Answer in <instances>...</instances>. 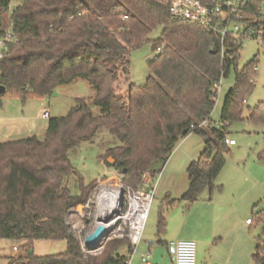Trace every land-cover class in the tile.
<instances>
[{"label": "trees", "instance_id": "trees-1", "mask_svg": "<svg viewBox=\"0 0 264 264\" xmlns=\"http://www.w3.org/2000/svg\"><path fill=\"white\" fill-rule=\"evenodd\" d=\"M11 1L0 0V21ZM259 8L260 3L252 1L244 10L245 22L264 31ZM11 21L16 41L0 61V86L6 94L23 102L42 99L58 86L82 79L93 89L92 102L100 113L94 115L78 99L65 116L48 115L44 139L0 142V240L24 243L27 253L9 264L125 263L126 257L117 254L121 246L131 250L125 239H114L101 256L91 257L66 225L70 212L85 205L97 186L96 181L88 187L81 183V194H71L64 185L65 177L75 173L68 152L91 141L101 128L121 143L105 152V164L135 190L145 188L143 175L153 178V163H165L181 139L191 133L201 137V159L188 166V187L178 200L191 205L215 187L229 152L225 144L229 124L264 126L263 103L247 108L243 117V103L257 72L254 60L237 69L242 40L222 41L216 32L173 20L167 0H21ZM156 28L162 30L160 37L149 40ZM147 42L154 53L152 75L142 86L129 85L126 100L116 96L119 81L129 73L130 51ZM231 70L236 72L235 83L215 127L210 116L217 87ZM203 122L205 128L200 127ZM175 203L169 200L166 208ZM163 215L161 211L157 224L160 244L166 232ZM256 220L261 222L263 215ZM39 240H62L66 251L35 256L31 245ZM263 259L264 245L257 244L252 261L260 264Z\"/></svg>", "mask_w": 264, "mask_h": 264}, {"label": "rangeland", "instance_id": "rangeland-1", "mask_svg": "<svg viewBox=\"0 0 264 264\" xmlns=\"http://www.w3.org/2000/svg\"><path fill=\"white\" fill-rule=\"evenodd\" d=\"M20 4L21 0H12L8 8L9 14ZM161 32V28H156L149 36V40L158 39ZM242 42L238 71L252 60L257 70L254 88L243 103V117L246 118L247 108H253L260 103L264 104V46L250 38ZM153 58L154 53L149 42L131 50L128 57V76L119 81L115 95L126 100L129 85L142 86L152 75L147 61ZM235 77L236 72L231 70L226 78L221 79L217 87L216 103L210 116L211 123L215 127L220 125L224 98L228 90L234 86ZM93 97V89L82 79L60 85L50 96L42 99L31 97L23 102L9 94L2 95L0 97V142L30 137L44 139L48 118H44L43 114L48 113L50 117H63L75 106L78 99H83L93 114L98 115L100 110L94 107ZM226 133L228 139L234 140L235 146L228 147L229 152L224 154V166L214 181L213 191L205 190L191 205L178 200L188 187L187 167L201 159L204 149L203 139L191 133L177 143L165 163L162 161L153 163L151 168L155 171V175L148 184H145L144 189H154V198L140 242L131 250L127 246H121L117 250L118 255L129 258L134 252L132 264H145L140 261L142 257L149 264H171L165 242L186 240L185 237L192 234L201 238L211 235V246L225 245L228 248L235 241H238L236 243L243 248L247 244H254L253 248L256 244L264 245V126L256 127L248 122H235L229 124ZM120 145L121 143L111 136L107 129L101 128L91 141L82 142L68 152V158L75 173L65 177L64 185L73 196L81 194V183L83 187H88L95 181L98 186L108 180V184L112 181L118 185L123 184L120 173L106 165L103 160L108 149ZM107 162H111V159ZM104 178L107 179L104 180ZM165 198L174 200L176 203L170 208H165L162 204ZM88 200L85 205L77 206L72 210L66 218V223L70 226L66 224L67 227L73 231L79 243L84 238V231L90 228L87 218L94 209ZM161 211L164 214L166 232L160 244L157 238V224ZM260 213L263 215L261 222L256 220ZM246 219H253L254 226L249 231L238 226L240 222L245 224ZM172 232L178 233L179 237L169 238L168 235ZM113 240L112 238L105 240L94 251L95 253L89 256H101L106 246ZM202 240L194 241L196 261L198 254L200 258L206 255L215 256L213 255V252H216L215 249L206 253L207 245L204 239ZM151 241L153 245L148 246ZM23 244L0 240V264H9L13 260L26 256L27 253L22 249ZM14 247L16 251L13 250ZM31 251L39 257L56 256L65 253L66 244L62 240H39L32 243ZM241 264H254L252 255H244Z\"/></svg>", "mask_w": 264, "mask_h": 264}, {"label": "built area", "instance_id": "built-area-1", "mask_svg": "<svg viewBox=\"0 0 264 264\" xmlns=\"http://www.w3.org/2000/svg\"><path fill=\"white\" fill-rule=\"evenodd\" d=\"M210 1L211 2H205L204 0H167V6L173 20L194 23L207 30L216 32L220 34L222 41L228 37L236 40L241 39L242 41L250 38L264 46V31L262 29H251L249 24L245 22L244 17V10L246 7L252 1H257L260 3L258 14L264 18V0ZM13 10L10 14L8 11L4 13L5 15H2V20L0 21V61L8 52L9 46L16 41V35L13 32L11 21ZM160 51L161 49L157 50L158 53ZM254 70L257 72L256 67ZM245 102L246 101H244V103ZM43 117L47 118L48 113L43 114ZM206 126L207 122H203L200 125L202 128ZM225 144L231 147L235 145V142L227 138ZM147 176V174L143 175L142 180L144 184L148 183ZM106 179L107 178H104V180ZM107 182L99 184L97 188L92 191V196L90 195L88 201L92 203L94 209L88 215L87 220L90 223V228L84 231V238L90 236L97 226L102 225L106 230V236L103 242L111 238L117 240L125 239L131 247H136L140 242L141 233L154 198V189L135 190L124 184L118 185L114 182V188L110 189L119 192V197L116 211L110 214L106 209L107 206L101 205L99 201L103 194L105 195L103 198L109 199L110 194L102 192L103 187L101 186ZM104 186L107 187L106 185ZM100 211H104L106 214V217L102 221L108 218L110 219L106 224L97 225ZM245 223L247 225L252 224L251 219H247ZM84 238L80 241L83 253L88 255L95 253L94 251L90 252L85 250ZM13 250L16 251V248L14 247ZM167 253L171 264H196V246L192 241H171L167 244ZM133 254L134 252H132L129 258H126L124 264H132ZM141 262L149 264L144 257L141 258Z\"/></svg>", "mask_w": 264, "mask_h": 264}, {"label": "crops", "instance_id": "crops-1", "mask_svg": "<svg viewBox=\"0 0 264 264\" xmlns=\"http://www.w3.org/2000/svg\"><path fill=\"white\" fill-rule=\"evenodd\" d=\"M234 146H231V147H234ZM147 175H148L147 177H148V183H149L151 177L149 174H147ZM168 201H169L168 198H165V200L162 201L163 207L166 208ZM246 220H245V222H246ZM238 226L242 229L244 228V229H247L249 231L253 228L254 224L252 223L250 225H247L246 223L242 224V222H240V224ZM219 231L223 232L222 229H219ZM219 234H221V233H219ZM178 235H179L178 233L172 232L168 236H169V238H178L179 237ZM199 235H201V234H199ZM211 238H212L211 235H209V237L207 236V238H201V237H198L197 235H194V234L185 237L186 240H184V241H192V242H194V241L200 242V240L204 239V241L207 245L206 253H210L214 249L216 250V252H213V255H215L213 257H211V255H208V256L206 255L204 258H202V257L200 258V255L198 254V258L196 261L198 264H241V259L244 257V255H248V256L253 255V251L257 245L256 244L255 247L253 248L254 244H251V245L247 244V246H245L243 248L242 245H238L236 243L238 241H235V243H233L228 248L225 245L221 246V247H219L218 245L217 246H211L210 245ZM171 241H173V240H171ZM171 241L165 242L166 250H167V244ZM202 242H203V240H202ZM221 243H223V242H221ZM152 245H153V242L151 241V243L148 244V246H152ZM169 261H170V259H169Z\"/></svg>", "mask_w": 264, "mask_h": 264}, {"label": "water", "instance_id": "water-1", "mask_svg": "<svg viewBox=\"0 0 264 264\" xmlns=\"http://www.w3.org/2000/svg\"><path fill=\"white\" fill-rule=\"evenodd\" d=\"M147 64L148 65L150 64V60L147 61ZM5 94H6L5 88L3 86H0V97ZM185 133L186 132H183V135ZM105 217H106L105 212L100 211L98 219L103 220ZM105 236H106L105 227L102 225L97 226L90 236H86L84 238L83 242H84L85 250L90 251V252L96 251L101 246V243L103 242V239L105 238ZM260 264H264V259Z\"/></svg>", "mask_w": 264, "mask_h": 264}, {"label": "bare ground", "instance_id": "bare-ground-1", "mask_svg": "<svg viewBox=\"0 0 264 264\" xmlns=\"http://www.w3.org/2000/svg\"><path fill=\"white\" fill-rule=\"evenodd\" d=\"M104 185H106L107 187H105ZM114 183L113 181L110 183V184H102L101 186L103 187V191L102 192H106V194H110L109 196V199L108 198H103L105 195L103 194L99 201L101 203V205H106V209L107 211L111 214V213H114L117 209V200H118V197H119V192H117L116 190H112L110 188H114L113 187ZM105 187V188H104ZM109 190V191H108ZM110 219L108 218L107 220L105 221H102V220H98L97 221V225L99 224H106V222H108Z\"/></svg>", "mask_w": 264, "mask_h": 264}]
</instances>
